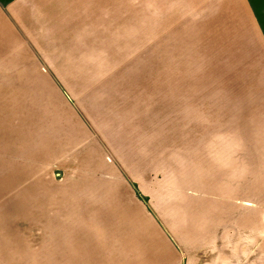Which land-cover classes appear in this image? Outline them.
<instances>
[{"label":"rangeland","instance_id":"374dc122","mask_svg":"<svg viewBox=\"0 0 264 264\" xmlns=\"http://www.w3.org/2000/svg\"><path fill=\"white\" fill-rule=\"evenodd\" d=\"M47 96L78 119L46 140L79 144L39 169L7 163L21 160L13 117L23 102L44 112ZM7 166L23 172L0 188V264H264V39L251 15L240 0H0Z\"/></svg>","mask_w":264,"mask_h":264},{"label":"crops","instance_id":"0c3cea01","mask_svg":"<svg viewBox=\"0 0 264 264\" xmlns=\"http://www.w3.org/2000/svg\"><path fill=\"white\" fill-rule=\"evenodd\" d=\"M240 2H242L248 13L251 15L254 26L258 29L260 36L264 39V0H240ZM42 91L45 92L43 89ZM46 99L35 102L39 105H49L45 108L44 112L39 111V115L37 116H35L34 108H30L29 111L27 110L28 106H26L25 102H23L24 106L22 107V112L18 111L16 106H14L13 110L18 111L21 114L19 115L20 118L13 117L14 133L7 142V144H9L8 152L13 149L14 155L18 156L21 160H13L10 156L11 154H7V157L9 158L7 163L18 165L23 164L25 166L31 164L34 166V169H39L42 164L58 162L64 153H68L69 149L75 146L74 139L76 141V138L70 134L60 135L58 137L61 139L60 142L56 141L58 138H54V140L51 139L50 141L46 140L49 126L52 125L50 127L51 131L58 129L59 132H71L73 129L68 120L73 117L78 119L77 111L75 107L72 106V103L61 101L67 106L66 111H61L56 103L50 102L49 96H47ZM29 115H32L33 117ZM44 115L47 116L44 117ZM86 115L89 120L94 121L92 113L86 111ZM18 119L19 121H17ZM29 119L30 121H28ZM75 124L77 125L78 121H75ZM86 124L87 123L83 121V133L87 132ZM93 125L99 132H104V128H100L97 122L94 121ZM37 134H39V138ZM80 139H85V134L84 138L80 137ZM86 141L87 139H85V144L80 148L79 157L83 155L87 148ZM78 144L79 142L76 141V145ZM24 169L27 171L26 168ZM14 172L15 168H10L9 166L0 169V188L4 186L9 188L15 187L16 184L14 183V180L16 177L20 176L23 171L19 168L15 173ZM204 262L205 261H202L201 264Z\"/></svg>","mask_w":264,"mask_h":264}]
</instances>
